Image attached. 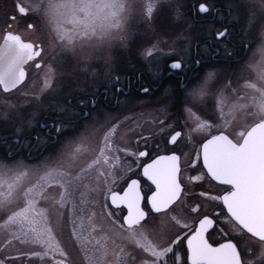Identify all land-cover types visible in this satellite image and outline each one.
I'll return each instance as SVG.
<instances>
[{
	"label": "rangeland",
	"instance_id": "obj_1",
	"mask_svg": "<svg viewBox=\"0 0 264 264\" xmlns=\"http://www.w3.org/2000/svg\"><path fill=\"white\" fill-rule=\"evenodd\" d=\"M21 2L28 3L30 0ZM166 2L169 7L157 10L152 19L129 21L125 32H114L112 38L102 44L96 40L77 39L74 51L67 55L54 30L56 22L50 21L44 16L33 17L32 22L37 27L27 33L35 41L43 42L45 52L41 60H44V67L39 70L32 68L26 82L17 91L8 95L0 92V138L21 136L35 128L37 115L43 109L54 114L72 115L73 112L66 105V99L89 88L93 89V93L96 94L101 87L116 77H119L122 83L127 73L135 74L137 71H144L151 82L155 84L164 75L166 66L173 60H178L183 65L180 73L188 74L194 65L191 57L194 43L202 36L213 35L217 31H215L217 27L214 25L198 26L191 22L190 11L194 0H166ZM238 2L243 4L240 5L241 8H245L244 6L248 4V0H238ZM228 7L234 10L236 6H233L231 2ZM220 17L221 15H218V18ZM232 20L239 25L244 24L246 31L252 30L253 26L256 27L254 29L257 30L256 38L252 42L253 48L249 50L248 58L233 72H229V66L221 70L217 68L218 66H202L194 74H197L195 77L199 76L202 80L207 72H214L215 87L223 89L225 112H228V106L237 101L236 93L247 96L254 94L253 90L246 86L247 83H254L258 88L264 87V81L259 79V69L264 66V56L260 52L261 46L264 45V18L253 17L248 9L246 22L241 21L237 11H233ZM63 27L67 29L72 25L65 23ZM122 34L125 36L123 40L119 38ZM245 40L252 41L248 37ZM153 45L161 51L154 59H148L143 54L144 50ZM203 50L199 52H203ZM205 61L206 59H203V65ZM167 85L168 87H162L160 89L162 91L159 92L148 90L146 95L149 96H145L138 103L139 106H142L139 109L131 106L126 117H123L121 107L119 110L104 112L101 109H96L93 121L97 120L98 130L88 139L92 146L91 153L88 154L89 159L86 162H81L76 155L78 137L75 135L66 138L64 149L62 147L56 154L32 162L26 160L24 156L5 160V157H8L10 145L7 146L4 153L0 152V161L7 163L11 169L3 174V179L6 182L0 185V192L7 190V182L13 180L17 173L26 172L15 189L14 207L16 205L22 207L24 191L32 189L36 211L46 212L48 222L52 226L50 240L52 248L49 249L34 242L28 225H25L23 230L19 225L5 226V218L3 213H0V264H50L63 259L59 255L61 249L68 253L74 264H88L87 256L91 255L92 250L98 246L96 244L98 240L101 244L106 243L110 250L119 251L117 245H123L125 251H128L129 248L133 250L134 245L129 247L126 241L116 235L117 229L107 218L108 215L104 207V196H107L112 185H115L111 180L120 178L117 169L123 168L124 165L123 162H120L119 166H113L111 162L105 161L103 157L106 155V151L101 156L100 147L103 145L104 133L113 124L117 125V129L121 125L125 126L121 134L118 136L114 134L112 137L113 142L118 143L120 147L124 143L123 139L126 140V126L129 132H135V135L129 136L130 140H133L132 146L138 143L145 145L149 140L162 143L164 137H168L177 129L186 132L187 128L192 126L185 113L187 90L181 91L179 82ZM58 94L61 95L59 99L55 98ZM169 94L176 99L172 101V97L167 96ZM164 95L167 96L165 101L170 105L175 102L173 107L165 103L160 104L159 101ZM9 104L12 105L11 108ZM29 106L34 107L28 110ZM170 107L176 109L177 116L173 117L170 114ZM196 110L205 119L217 122L218 113L213 97H207L204 105L197 106ZM242 116V112L236 114L233 127L228 130L230 135L234 136L235 132L239 130V126L243 123ZM97 117L99 118L96 119ZM205 135L206 133L193 134L197 139L193 140V144H190L189 150L185 149L184 151L183 164L186 167H189L188 165L192 162L190 161L192 146L196 147ZM182 140L189 141L183 135ZM195 141L197 143H194ZM132 146L131 150L134 151ZM120 147L119 149H121ZM97 157H100L99 162L88 170L87 175L81 179H75L80 170ZM49 168L59 169L60 172L67 175L52 172L51 175L45 177L44 174ZM105 170H111L114 175L106 180L103 175H100V172ZM192 174L187 168L185 169L184 175L189 177ZM64 180H70V182L65 185L67 192L64 203L61 205L59 203L60 193L64 191V188L56 181ZM188 185L193 187L192 182H188ZM200 185L203 184H199L198 187ZM171 216H174L173 212L163 215L165 224L162 234L170 233L172 229L174 230L173 234L176 231L181 232L179 224L175 230L173 221L170 220ZM74 226L80 239L72 235ZM104 236H108L109 239L104 241ZM113 240H115V244ZM82 242L85 246H82ZM33 253H41V255L37 256ZM109 259H112L111 251Z\"/></svg>",
	"mask_w": 264,
	"mask_h": 264
},
{
	"label": "snow or ice",
	"instance_id": "obj_2",
	"mask_svg": "<svg viewBox=\"0 0 264 264\" xmlns=\"http://www.w3.org/2000/svg\"><path fill=\"white\" fill-rule=\"evenodd\" d=\"M169 7L166 0H30L28 3L21 0H13V9L6 13L5 27L0 30V87L3 92L10 93L16 89L25 79L24 65L40 57L44 51L38 42L25 40L19 32L12 30L11 21H27L32 16H44L50 21H55L54 30L57 39L64 46L65 54L74 51L75 41L96 40L104 43L112 38L113 33H123L129 21H146L153 18L154 13L160 8ZM249 9L253 17L264 18V0H248L244 6ZM199 11L206 13L210 8L205 3L199 4ZM67 23L71 28L65 29L63 25ZM19 26V25H17ZM29 30H35L37 25L26 22ZM226 31H217L216 36L224 37ZM125 39L122 34L119 37ZM154 45L144 50V56L154 59L159 55ZM260 52L264 56V45ZM199 64L200 61H195ZM40 65L38 64L37 67ZM182 62L173 60L170 67L180 69ZM215 74L207 72L201 80L199 76L185 80L179 87L181 91L187 90L185 113L192 126L187 131H174L170 136L169 143L173 145L179 142V138L187 137L191 141L193 134L206 133L202 138V143L195 149V159H202V174L189 176L191 182H202L207 176L211 181L222 182L230 186L223 195H212L209 191H201L198 195L206 200L219 202L218 211L214 213L215 218H222L230 221L236 231L225 233L223 228L217 229L216 219L208 215H203L193 220L191 224L185 222L182 227L189 229L186 235L187 260L190 264H264V87H257L254 83H247L246 86L253 90L251 96L236 93L237 101L228 106L225 112V100L223 89H218L214 85ZM259 79L264 81V66L259 69ZM117 82L119 77H116ZM47 84L48 81L46 80ZM120 89L117 88V91ZM145 93L147 88L142 89ZM235 92V90H233ZM207 97L215 99L216 120L212 122L205 119L196 110L197 106H203ZM95 101H93V106ZM11 108L12 105L9 104ZM243 113L241 119L243 123L234 136L228 130L233 127V121L237 113ZM83 113V109H81ZM75 115V113H72ZM250 118V119H249ZM88 120V114L83 113L82 119L76 122V126L71 129L64 128L63 125L53 124L58 135H65L71 131L74 135L79 131L82 121ZM117 131V125L113 124L103 136V145L100 147V155L103 156L105 149L113 148L112 137ZM215 133V134H213ZM92 135L87 127L79 131L76 150L79 151L81 145L85 144ZM59 143V141H58ZM115 151L128 152L127 149L116 148ZM137 157H145L146 151L132 153ZM105 161L108 157H103ZM11 157H5L10 160ZM97 157L85 168L80 170L75 179H81L87 175L89 169L99 162ZM114 161L119 157L114 156ZM180 155L176 151L168 155L157 156L150 163L143 166V177L151 182L153 187L149 188V194L141 191L140 181L132 179L127 188L122 193L112 191L110 201L113 206L126 207V213L117 216L115 212L107 215L112 218V225L117 229L116 235L134 245L131 251H125L123 245H117L119 251L110 250L106 243L98 245L87 256L88 264H177L180 256L176 252L178 242L182 243L181 236L175 235L174 239L167 242H157L150 238L149 230L145 227L147 222L155 216L166 215L171 212L172 207L178 203L181 197L186 196V185L181 179ZM18 167V165H17ZM11 169L4 161H0V185L6 181L3 174ZM130 170V169H129ZM195 171V168H192ZM52 172H60L59 169L49 168L45 172V177ZM61 175H67L60 172ZM26 172H19L14 179L7 182V190L0 192V213L4 216L5 226L19 225L23 230L28 225L33 234L34 242L42 244L49 249L52 226L48 222L47 213L36 211L32 189H26L23 193V206L14 207L15 189L18 182ZM107 180L113 176L111 170L100 172ZM43 179V177H42ZM70 180L56 181L64 191L60 193L59 203L63 205L67 189L65 185ZM107 207V205H105ZM200 205L191 207L192 212H198ZM176 224L181 222L175 216L170 217ZM43 221V223H41ZM39 225V226H37ZM210 229L218 230L222 237H227L223 243L209 242L207 233ZM72 235L80 239L74 226ZM108 236L103 240L107 241ZM115 244V240H113ZM259 246V251L253 259H243L252 253V244ZM82 246L85 244L82 242ZM112 259H109V255ZM141 254H146L145 258ZM40 256L41 253H33ZM59 255L63 258L57 264H74L68 253L62 249Z\"/></svg>",
	"mask_w": 264,
	"mask_h": 264
},
{
	"label": "flooded vegetation",
	"instance_id": "obj_3",
	"mask_svg": "<svg viewBox=\"0 0 264 264\" xmlns=\"http://www.w3.org/2000/svg\"><path fill=\"white\" fill-rule=\"evenodd\" d=\"M231 2L233 6H236L234 7V10L231 7H228ZM200 3H205L206 6L210 8V11L201 13L199 11ZM240 5L242 6L243 4H239L238 0H196L192 3L190 11L191 22L198 26L214 25L217 27L215 31H226V35L224 37L218 38L216 36V31L210 37L202 36L194 43L191 51V57L194 65L190 69L188 74H181V68L173 69L170 67L171 64H169L165 68L164 75L155 84L151 82L148 75L144 71H137V73L135 74L131 72L127 73L122 83L120 82V79L118 82L116 78L114 80H110L107 84L101 87L96 94L93 93V89H84L80 93H77L76 95L66 99V105L73 113H75V115L54 114L49 110L43 109L39 111L37 115L34 125L35 128L21 136L0 138V152L4 153L7 146L10 145L9 152L7 153L8 157L17 158L19 156H24L26 160L31 162L43 158H48L52 154H56L57 151L63 147L66 138L74 135L71 131L67 132L63 136L58 135L56 128L52 127L53 124L63 125L64 128L71 129L72 127L76 126V122L78 120L82 119L83 113H87L88 120L82 121V123L79 125V131H83L84 127H87L90 131H92L93 135V133L98 130V122H96L97 120L93 121L94 112L96 109H101L104 112L107 110H119V107H121L123 117H126L132 108L131 106L139 109V107H141L142 105L139 106L138 103L142 101L145 96H149L146 95L144 91H142V89L144 88L159 92L162 91L160 90L162 87H168L167 84L170 85L172 83L176 84L177 82H179L181 85L185 80L195 77L197 74H194L198 72L202 66H218L217 68H219L220 70L225 69L226 66H229V72H233L238 68L237 66H239L245 59L248 58L249 50L253 48L252 42L256 38L257 34V30H254L256 29L255 26H253L252 30L246 31L244 24L239 25L234 20H232L233 11H237V14L241 17V21L243 23L247 21L248 9L243 7L241 8ZM12 9L13 0H0V30L5 27L4 21L7 18L6 13L11 12ZM218 15H221V17L218 18ZM33 17L36 16L30 15L27 18V21L19 20V17L17 21H11L12 30L19 32L22 38H24L25 40L35 41L27 33L28 31L33 30L24 29L26 27V22L33 23ZM245 32L247 33L246 37ZM247 37L251 38L252 41H246L245 38ZM38 43H40L44 49L43 42L38 41ZM202 48H205V51ZM200 50H203V52H199ZM44 52L45 50L42 52L40 57H34L33 60L25 64L24 69L26 72V79L18 88L11 91L10 93H5L0 87V92L4 95H8L17 91L26 82L28 75L32 71V68H35L36 70L43 68L44 60H41V57L44 55ZM203 59H206L204 65ZM197 60L200 61L199 64L195 63V61ZM38 64L40 65L39 67H37ZM117 88H119L120 90L117 91ZM60 96L61 95L58 94L55 96V98L59 99ZM167 96L172 97V101L176 99L173 98V96H171L170 94ZM167 96L164 95L161 98V100L159 101L160 104L163 105L165 103L168 104V106L173 107V104H175V102L170 105L169 102L165 101ZM93 101H95L94 106ZM33 107L34 106H29L27 107V109L29 110ZM81 109H83V113H81ZM170 114L175 117L177 116L178 112L176 111V109L171 108ZM98 118L99 117H97L96 119ZM124 127V125H121L117 129L115 135L118 136L119 134H121L124 130ZM79 131L75 134V136L79 137ZM176 131H181L182 133H184L181 129H177ZM130 135H135V132H129L128 127L126 126V140L123 139L124 143H122V147H120L118 143L116 144L113 142V148L105 149V156L108 157L107 162H111L113 166H119L120 162H123L122 164L124 165L123 168L117 169V171H119L120 173V178L117 180H111V182L115 185H112L109 194L107 196H104V207L105 205H107V207H105V212H115L118 217L126 213V207L121 206L120 208H116L111 204L110 193L112 191L122 193L123 190L127 188L128 183H130L132 179L139 180L141 191L145 194L150 195L149 188L153 186L146 177H143V166L147 163H150V161L152 159H155L157 156L168 155L170 154V152L176 151L177 154L181 157V179L186 185V196L181 197L180 201L176 203L174 207H172L171 212H173L176 219L181 222L179 224V226H181V232L176 231L173 234L174 230L172 229L170 233L166 232L162 234V229L164 228L165 224V218L163 217V215L153 217L147 222L145 227L149 230L148 234L150 238L155 241L160 240V242H167L170 239H174L175 235L179 234L181 236L182 243L178 242L176 246V252L180 256V260L177 261V264H190V261L187 260V241L185 239L186 235L189 234V229H184L182 227L183 223L187 222L191 224L193 220H196L198 217H201L203 215H208L215 218L214 213L219 210L217 207L219 202L206 200L204 197L198 195V193L201 191H209L212 195H223L224 191L229 189L230 186L211 181L207 176H205L202 182H192L193 187H190L188 185V182L191 181L187 179L188 176L184 175L186 168L188 171L193 173L192 175L196 173L202 174V159L197 160L195 165L190 162V165H188L189 167H186L183 164V156L185 154L184 151L185 149L189 150L190 144H193V140L197 139L195 138V136H193L191 141L188 142L185 140L181 141V138H179V142L173 145L172 143H169L170 136L172 135L170 134L168 137H164V139H162V143L160 141L149 140L145 145L138 143L132 146L133 140H130ZM159 135L158 138H160ZM194 143H197V141H195ZM200 143H202V140L199 142V144ZM91 146V142L87 141L85 144L81 145L79 151H76V155L78 156V158H80L81 162H86L87 159H89L88 154L91 153ZM118 146L121 149H127L128 152L125 153L123 151H115L116 148H119ZM131 146L133 147L134 151L131 150ZM196 147L192 146L191 148L192 153H190V161L195 159ZM138 151H146L147 155L145 157H137L132 155V153ZM114 156L119 157V160L114 161L112 159ZM193 167L195 168V171H192ZM198 167H200L199 170H196V168ZM199 184L203 185H200L198 187ZM197 204L200 205L199 211L192 212L190 208L196 206ZM107 218L112 221V218H110L109 216H107ZM215 219L217 229L223 228L225 233H233L234 231H236L230 221L224 220L222 218ZM170 220L172 219L170 218ZM172 223L174 224L176 230V228H178V224H176L174 221ZM206 235L210 243H212L213 241L223 243L227 238L222 237L221 233L218 230L214 229H210L209 233H207ZM126 243L129 247L132 245L127 241ZM131 250L132 248H129L128 251ZM258 251L259 246L253 243L251 255L242 258L253 259L254 257H256ZM141 255H143L145 258H150L147 257L146 254ZM172 259H174V257L169 258V264H172ZM58 261L61 260L54 261L50 264H57Z\"/></svg>",
	"mask_w": 264,
	"mask_h": 264
},
{
	"label": "water",
	"instance_id": "obj_4",
	"mask_svg": "<svg viewBox=\"0 0 264 264\" xmlns=\"http://www.w3.org/2000/svg\"><path fill=\"white\" fill-rule=\"evenodd\" d=\"M28 62H29V61H28ZM24 66H25V65H24ZM25 79H26V72H25ZM25 79H24V81H25ZM24 81H23V82H24ZM23 82H22V83H23ZM22 83H21V84H22ZM21 84L17 85V88H18ZM1 88H2V87H1ZM13 90H15V89H12L11 91H13ZM2 91H3V89H2ZM215 182H217V181H215ZM217 183L223 184L222 182H217ZM224 185H226V184H224ZM227 186H228V185H227Z\"/></svg>",
	"mask_w": 264,
	"mask_h": 264
},
{
	"label": "trees",
	"instance_id": "obj_5",
	"mask_svg": "<svg viewBox=\"0 0 264 264\" xmlns=\"http://www.w3.org/2000/svg\"><path fill=\"white\" fill-rule=\"evenodd\" d=\"M194 1H196V0H194ZM198 39H200V38H198Z\"/></svg>",
	"mask_w": 264,
	"mask_h": 264
}]
</instances>
